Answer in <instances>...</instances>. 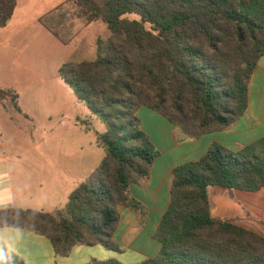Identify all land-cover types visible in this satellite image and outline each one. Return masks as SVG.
<instances>
[{"label": "trees", "instance_id": "obj_1", "mask_svg": "<svg viewBox=\"0 0 264 264\" xmlns=\"http://www.w3.org/2000/svg\"><path fill=\"white\" fill-rule=\"evenodd\" d=\"M68 2L76 19L84 24L102 21L111 33L107 40L97 38L94 61L67 62L59 70L78 101L105 125L104 132H96L105 157L64 207L52 212L1 209L0 228L46 236L59 256L78 244L120 251L111 240L118 221L115 207L143 209L130 196L129 186L149 176L158 154L141 129L138 108L156 110L188 136L235 123L246 112L249 82L264 56V0ZM16 6L17 0H0V28ZM58 11L39 20L67 43L70 30L62 34L54 27L62 24L55 21ZM228 40L233 49L224 53ZM209 52L222 54L220 62ZM236 54L244 60L236 61ZM171 88L180 93L188 89L191 95L184 101L178 93L179 100L165 110ZM0 102L28 118L14 91L0 88ZM81 122L91 130L89 120ZM214 185L247 191L264 187V139L238 152L213 144L200 160L174 170L171 203L156 233L161 252L140 264H264L262 237L212 217L209 188ZM0 264L25 261L0 243ZM89 264L122 263L110 259Z\"/></svg>", "mask_w": 264, "mask_h": 264}, {"label": "crops", "instance_id": "obj_2", "mask_svg": "<svg viewBox=\"0 0 264 264\" xmlns=\"http://www.w3.org/2000/svg\"><path fill=\"white\" fill-rule=\"evenodd\" d=\"M24 2L17 0L14 15L5 28H0V35L9 30ZM68 4V0H62L38 16L30 38L15 54L12 62L15 71L7 67L0 55V88L17 93L18 104L28 116L14 112L10 104L6 110L0 102V210L52 212L64 207L71 192L105 157L96 141V132H104L105 128L102 131V127L94 126L95 120L102 122L90 115L87 106L78 101L59 73L67 62L85 61L84 40L78 37L64 43L39 20ZM98 22L102 21L92 26L101 27ZM22 24L25 28L29 26L27 20ZM92 46L91 51L96 55V45ZM136 115L158 154L149 176L129 186L130 196L143 209L135 210L124 204L115 207L118 221L111 240L120 251L109 250L101 244H78L67 256H59L46 236L13 227L0 228V243L23 258L25 264H89L93 260L110 259L122 264H140L156 258L162 249L156 233L171 203L174 170L200 160L213 144L238 152L264 139V56L249 82L246 112L228 127L188 136L150 107L141 105ZM83 120L90 121V131L82 124ZM89 134L94 138L91 143L87 141ZM29 136L39 138L38 145L26 144ZM15 137L26 145H12ZM209 200L212 217L264 239V187L247 191L214 185L209 188Z\"/></svg>", "mask_w": 264, "mask_h": 264}, {"label": "rangeland", "instance_id": "obj_3", "mask_svg": "<svg viewBox=\"0 0 264 264\" xmlns=\"http://www.w3.org/2000/svg\"><path fill=\"white\" fill-rule=\"evenodd\" d=\"M60 3H62V0H26V3L24 2L23 5L22 4L20 5L19 9L15 13V15L17 16L14 19L13 23L11 24L9 30H7V32H5L4 34L0 35V55L1 54L3 55V59L7 62V67H10L12 68L13 71H15V68L12 63L15 54L20 48H22L25 45L27 40L30 38L33 32L34 25L36 24V20L38 19V16L49 12L52 8L58 6ZM58 8L59 11L57 13L59 14L58 16L55 17L56 19L55 21L59 20L61 21L62 24L58 26L54 24V27L57 30H59L62 34H66V32L70 30L69 34L73 40L78 37L79 39H83L84 40L83 52H82L83 58L87 62L94 61L96 55L91 51V49H93L92 44L96 45L97 36H99L104 40L110 38L111 37L110 31L106 28L105 24H103L102 22H98V24L101 25V27L92 26L93 24L82 23L80 20L75 18V15L71 11L69 5H61ZM17 20L19 21L17 22ZM26 20L29 23L28 28H25L26 26L22 24ZM17 33L19 34L17 35ZM222 37L225 40L228 39L226 34L223 35ZM222 48L224 50V53H227V51H229L232 48L231 40L230 42L229 40L225 41L224 44L222 45ZM209 55L212 58H216L217 62L218 61L220 62L223 56L222 54L214 55L213 53L210 52ZM235 60L242 62V60H244V56H242L241 54L239 55L236 54ZM178 93L181 95L184 101L190 98L191 95L190 90L188 89L180 93V90L176 91V88H171L169 95L166 96L167 100H166L165 110L169 109L173 105L175 99L180 98L178 96ZM194 107L195 106H192L191 108L188 107L187 109H189V111H192ZM13 114L17 118L22 120L16 113ZM22 122H24V120H22ZM94 126L102 127L101 128L102 131L104 130V128H106L103 123L101 124L99 121L96 122V120L94 121ZM87 137H88L87 141H89V143H91L94 139L92 134L87 135ZM20 140L21 138L15 137L12 139L11 143L12 145L15 146H22L23 144L26 145L27 143H31L30 145H38L39 142V138L30 137V136L26 138L25 141L26 144L25 142L22 143Z\"/></svg>", "mask_w": 264, "mask_h": 264}]
</instances>
